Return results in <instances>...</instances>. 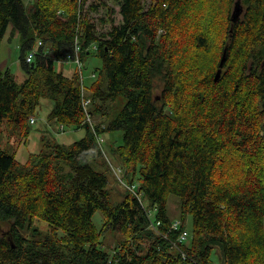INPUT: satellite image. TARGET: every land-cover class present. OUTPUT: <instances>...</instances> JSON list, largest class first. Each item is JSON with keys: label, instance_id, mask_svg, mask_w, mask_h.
Masks as SVG:
<instances>
[{"label": "trees", "instance_id": "16d2710c", "mask_svg": "<svg viewBox=\"0 0 264 264\" xmlns=\"http://www.w3.org/2000/svg\"><path fill=\"white\" fill-rule=\"evenodd\" d=\"M235 1L153 0L144 9L120 0L122 22L97 34L86 0H0V42L9 28L18 34L23 75L0 65V264H181L171 194L180 230L192 219L179 244L187 264H264V0H240L232 23ZM75 45L81 64L102 61L94 74L105 87L94 80L85 96L90 122L80 72L55 66L71 62ZM119 95L126 102L113 115ZM42 98L49 120L84 135L70 144L41 136L19 160ZM111 130L123 133L108 148L139 198L113 185L102 159L97 136ZM105 232L118 235L112 246Z\"/></svg>", "mask_w": 264, "mask_h": 264}, {"label": "rangeland", "instance_id": "374dc122", "mask_svg": "<svg viewBox=\"0 0 264 264\" xmlns=\"http://www.w3.org/2000/svg\"><path fill=\"white\" fill-rule=\"evenodd\" d=\"M25 2L28 0H24ZM144 4V9H146L153 0H142ZM91 3L98 4L99 8L96 11L90 9ZM120 0H86L84 7H83V14L87 13L91 22L94 23L95 29L97 34L106 33L110 30L111 24L114 23L116 25L122 22L121 14L119 13L120 8ZM107 7H111L113 9L112 14L109 16ZM112 18V22L110 20ZM104 19V22L101 21ZM37 44H34L31 50H37ZM29 52L27 49L25 51L24 56ZM21 50L19 44V36L18 34L11 35L10 28L7 30L6 34L4 35L3 39L0 42V65L2 69H9L11 73H14L18 77V81L20 82L23 79L22 69L20 64L21 58ZM102 61L99 57L95 55H89L82 60V83L84 85V94L87 97L89 95V86L93 83L94 80H98L101 82V85L105 87V80L103 81L101 77L96 76L92 77V73H96L95 68L101 67ZM56 68L62 69L63 73L67 76H71L73 72H78L79 69L73 62H66L62 66L59 65L57 62L55 63ZM80 75V74H79ZM159 96V94H157ZM126 102V98L123 95L117 96L116 100L109 105V112H113L115 115L119 112ZM52 103L46 98H42L40 101V105L37 108L35 113V123L33 124V130L31 132L32 137L30 138L29 147H20L18 151V159L23 160L25 159L26 153L29 154V151H37L39 148V138L41 136L47 135L54 141L63 144H70L73 141L81 138L84 135V129H70L64 127L63 130H60L59 124L54 120L48 119V114L50 113L52 107ZM36 132V135L34 133ZM122 132L120 130H111L106 131L102 135L103 142L101 143L102 146V159L105 161L106 165L109 168V171L114 178L115 182L111 178L113 185H117L121 188H125L123 184L118 180V178L113 173L110 165L112 166H119L115 156L109 150V145L114 143L115 145L120 144L122 141ZM45 137V136H44ZM124 179V178H123ZM124 181V180H123ZM179 206V197L171 194L168 197L167 201V209L166 213L167 216L171 219L178 220L180 217V210ZM93 221L99 228L102 226V214L100 211H97L93 215ZM192 219L190 215L186 217V228L188 231L191 229ZM190 232V231H189ZM116 237V238H115ZM117 236L112 237L108 233H104V243L106 242L107 245L112 246L116 242ZM215 264H218V260L214 257Z\"/></svg>", "mask_w": 264, "mask_h": 264}, {"label": "built area", "instance_id": "2783aa9c", "mask_svg": "<svg viewBox=\"0 0 264 264\" xmlns=\"http://www.w3.org/2000/svg\"><path fill=\"white\" fill-rule=\"evenodd\" d=\"M41 44V41L38 42V45ZM93 48L95 49V46H93ZM34 54H35V50H30L26 55H25V61L27 63H30L32 62V59L34 57ZM67 61H71L73 63L76 64V66L78 67L79 69V72H80V80H81V83H82V76H81V72H82V64H81V61L79 59V48H78V45H75V49H74V55L73 56H68L67 57ZM92 77L95 76L94 73H92L91 75ZM82 94V104H83V109L85 111V113L87 114L86 115V120L87 121H91L90 120V116L88 115L87 111H88V105L90 103V100L88 98L85 97V95L83 93ZM31 123L34 122V119L31 118ZM59 128L61 130H63V126L60 125ZM103 138L100 137V135L97 136V142L98 144L101 146V143L103 142ZM103 150V149H102ZM113 173L115 174V176L118 178V180H120V182L123 184V186L129 190L132 194H135L138 198H139V193L138 191L136 190V185L135 184H126L124 181H123V170L120 166H112L110 165ZM147 217L148 219L150 220V226H154L153 224H155L156 226H159L160 224V221H155L154 222V218H153V215L151 212H147ZM180 226H181V222L179 220H174L171 225H170V230L172 231H178V234L176 236V238L173 240V242L171 243L172 246L177 250V252L180 254L181 258L183 259V263L181 264H187L185 261L187 260V256L185 254V252L183 250H181V247L179 244L181 243H185L188 241L189 237H190V232L184 228V230H180ZM189 261V260H188Z\"/></svg>", "mask_w": 264, "mask_h": 264}, {"label": "water", "instance_id": "95a60500", "mask_svg": "<svg viewBox=\"0 0 264 264\" xmlns=\"http://www.w3.org/2000/svg\"><path fill=\"white\" fill-rule=\"evenodd\" d=\"M241 12H242V7L240 4V0H236L234 3V6L232 8L231 16H230L232 23L236 22L239 19ZM231 31H232V27L230 28V32ZM226 56H227V46H225L223 48L222 55H221L220 61L218 63V68H217L216 73H215V77H214L215 80H217L220 77L222 66L226 60ZM32 65L33 64L31 63V66ZM156 99H159V96H157Z\"/></svg>", "mask_w": 264, "mask_h": 264}]
</instances>
